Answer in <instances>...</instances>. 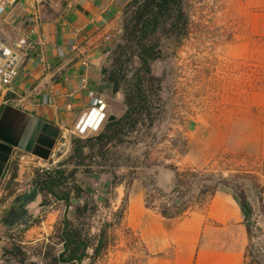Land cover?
<instances>
[{
	"label": "rangeland",
	"instance_id": "rangeland-1",
	"mask_svg": "<svg viewBox=\"0 0 264 264\" xmlns=\"http://www.w3.org/2000/svg\"><path fill=\"white\" fill-rule=\"evenodd\" d=\"M184 9L187 35L179 42L163 40V57L151 67L161 80L160 108L153 125L142 126L125 143L110 149L105 166L90 175L104 177L109 185L114 175L121 183L118 194L110 186L86 187L90 176H76L86 194L71 203L82 205L85 197L89 202L79 223L90 226L92 237L105 223L112 225L94 264H145L142 244L127 228L128 194L133 183H141L145 203L157 208L164 200L157 198L150 184L158 188V181L164 187L169 165L223 175L254 170L264 185V0H184ZM105 123L88 136L99 133ZM71 137L61 140L59 156L54 152L48 168L69 155ZM31 167L32 172L43 168ZM129 182L125 212L117 224L116 213ZM168 184L162 190L167 194L172 179ZM23 213L22 219L18 215L0 220V264H42L45 247L53 246L55 253L61 249L55 237L63 219H73L71 208L52 201L31 215Z\"/></svg>",
	"mask_w": 264,
	"mask_h": 264
},
{
	"label": "crops",
	"instance_id": "crops-1",
	"mask_svg": "<svg viewBox=\"0 0 264 264\" xmlns=\"http://www.w3.org/2000/svg\"><path fill=\"white\" fill-rule=\"evenodd\" d=\"M130 1L17 0L0 15V40L8 45L20 39L26 42L19 50L17 77L0 106L10 105L57 127L60 135L54 152L63 139L71 137L70 131L87 112L93 95L106 102L108 118L124 113L122 97L111 93L102 69L120 37L123 9ZM14 153L0 178V220L6 215L22 219L23 210L31 215L41 202V195L29 182L33 165L27 158L16 161ZM13 161L17 163L16 178L5 190L7 167ZM164 172L165 186L158 181L157 186L165 191L173 174L168 169ZM103 178L90 176L85 185L105 189L110 185ZM126 220L127 228L142 244L145 264L245 263V229L228 194L216 193L201 209L169 220L157 208L145 206L143 186L135 182L128 194Z\"/></svg>",
	"mask_w": 264,
	"mask_h": 264
},
{
	"label": "trees",
	"instance_id": "trees-1",
	"mask_svg": "<svg viewBox=\"0 0 264 264\" xmlns=\"http://www.w3.org/2000/svg\"><path fill=\"white\" fill-rule=\"evenodd\" d=\"M187 26L184 0H132L124 7L120 37L102 69L103 79L110 86L111 93L122 96L124 113L107 121L95 135L71 137L69 155L53 168L34 170L30 179V184L41 195L40 209L52 201L73 210V219H63L56 231L55 238L61 249L55 253L53 246L45 247L42 264H85L86 260L90 261L87 264H94L95 258L106 247L107 230L111 223H105L93 237L89 233L90 226L79 223L87 212L89 202L85 197L82 205L71 203L72 199L80 200L86 194L76 183V176L82 174L88 177L96 170L101 171L110 149L125 143L126 138L137 133L142 126L153 125L160 108L161 80L153 75L151 67L163 57L162 41H181L187 35ZM3 107L0 106V114ZM96 160L100 161L96 163ZM166 169L173 174L168 194L154 183L150 184V190L164 200L157 207L161 217L178 219L201 209L207 199L217 192H224L236 203L245 229L244 264H264V185L259 181L258 171L236 170L223 175L211 169L179 170L172 165ZM7 170L9 177L5 190L16 178L17 163L11 162ZM119 185L121 183L115 182L113 175L110 188L115 189ZM130 186L131 182L125 185L123 205L116 213L117 224L125 212ZM145 206L153 208L148 203ZM92 211H95L94 208ZM7 217L14 219L6 215L1 220ZM88 250L92 251V255L88 254Z\"/></svg>",
	"mask_w": 264,
	"mask_h": 264
},
{
	"label": "water",
	"instance_id": "water-1",
	"mask_svg": "<svg viewBox=\"0 0 264 264\" xmlns=\"http://www.w3.org/2000/svg\"><path fill=\"white\" fill-rule=\"evenodd\" d=\"M113 119L111 116L108 121ZM59 135L60 130L52 124L5 105L0 114V178L14 150L47 162L54 155Z\"/></svg>",
	"mask_w": 264,
	"mask_h": 264
},
{
	"label": "built area",
	"instance_id": "built-area-1",
	"mask_svg": "<svg viewBox=\"0 0 264 264\" xmlns=\"http://www.w3.org/2000/svg\"><path fill=\"white\" fill-rule=\"evenodd\" d=\"M32 1L34 3L41 2V0ZM16 3L17 0H0V15L4 12L6 7L14 6ZM106 41L110 43V37H106ZM25 43L24 39H20L17 42L8 45L0 40V104L4 103L3 98L7 93V89L17 77V64L20 60L19 50L25 45ZM90 118L94 119V123L97 124L96 126L86 124ZM107 119L108 114L106 102L101 97L93 95L87 112L81 117L69 134L73 137L88 136L91 133L98 132ZM14 152L16 161L20 162L27 158L31 162L30 165L32 164L34 167L41 166L48 169L47 166L42 164L44 163L42 160L19 150H14Z\"/></svg>",
	"mask_w": 264,
	"mask_h": 264
},
{
	"label": "bare ground",
	"instance_id": "bare-ground-1",
	"mask_svg": "<svg viewBox=\"0 0 264 264\" xmlns=\"http://www.w3.org/2000/svg\"><path fill=\"white\" fill-rule=\"evenodd\" d=\"M86 124H89L91 126H93V125L96 126L97 125V124L94 123V119L93 118H90Z\"/></svg>",
	"mask_w": 264,
	"mask_h": 264
},
{
	"label": "flooded vegetation",
	"instance_id": "flooded-vegetation-1",
	"mask_svg": "<svg viewBox=\"0 0 264 264\" xmlns=\"http://www.w3.org/2000/svg\"><path fill=\"white\" fill-rule=\"evenodd\" d=\"M8 161H9V160H8ZM7 164H8V163H7ZM6 166H7V165H6ZM6 166H5V167H6Z\"/></svg>",
	"mask_w": 264,
	"mask_h": 264
}]
</instances>
